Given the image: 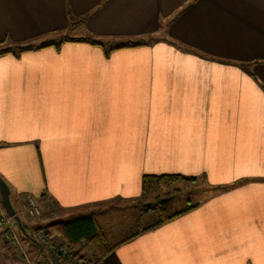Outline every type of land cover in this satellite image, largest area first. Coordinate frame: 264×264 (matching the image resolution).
Masks as SVG:
<instances>
[{
	"label": "crops",
	"instance_id": "0c3cea01",
	"mask_svg": "<svg viewBox=\"0 0 264 264\" xmlns=\"http://www.w3.org/2000/svg\"><path fill=\"white\" fill-rule=\"evenodd\" d=\"M15 45L34 47L0 56L17 215L33 199L55 239L51 217L123 216L99 264H264V0H0ZM164 175L211 193L146 227L144 178ZM1 238L0 264H21Z\"/></svg>",
	"mask_w": 264,
	"mask_h": 264
},
{
	"label": "rangeland",
	"instance_id": "374dc122",
	"mask_svg": "<svg viewBox=\"0 0 264 264\" xmlns=\"http://www.w3.org/2000/svg\"><path fill=\"white\" fill-rule=\"evenodd\" d=\"M7 47H8V45L6 44V45L2 46L1 48H7ZM181 183L182 182L172 183V184L171 183L170 184L164 183V185H160V187L154 188L152 190L153 192H151V186L146 187L145 201L150 202L149 198L152 199L154 195H158L159 197H158V199H156V202H158L159 205L156 206L152 210H147L148 208H146V212L144 213L145 214V217H144L145 220L141 221L143 223V225H145L147 227L153 223H157L158 221L164 219L166 216H169L170 214H172L176 211L182 210V209H184V208H186L192 204H195V203L201 201L202 198L209 196V194L211 193V190L206 191L205 189L201 188L200 186L198 187L197 185H190V183H188V184H181ZM183 183H185V182H183ZM0 204H1V197H0ZM39 210H40V208H39ZM4 212H5V210H4ZM40 214H41V210H40ZM18 216L19 217L22 216V217H20V219L22 218L21 219L22 224H24L28 227L29 235L34 240H36L37 243H39V245H36V243H34L30 239L26 238L25 235L20 231L17 223L12 218H10L9 216H8L9 217L8 225L6 224L4 226H0L1 228L4 229V234H3L2 238L1 237L0 238L3 239L4 241L7 239H10V240L15 239L16 240L15 243L13 242V244H12V242H10V244H8V245L10 246L11 250H13L14 252L17 253V255H18L17 257L19 259H21V264H44V261L49 259V253L53 257V260L51 261L52 264H56L55 253L53 252L52 249H50V247H48L42 241V239L39 238V232L43 231L46 235L49 236V238L53 241V243L55 245H60V243H62V242L65 243V241L62 239L58 230L56 228L47 227V230H49V231L53 230L55 235L59 236L58 239H55V237H53L52 235L50 236L43 229H34L35 226L31 225V224H36V227H38V226L44 227L46 225V223L44 222L45 219L41 218L42 215L41 216L38 215L35 217L31 216L28 214V212L25 209V212L22 213V215H18ZM43 219H44V221H43ZM59 220H61V219H56V217H51L48 225L49 226L51 224L53 225L54 223H57ZM123 220H124V217L119 216L115 219V221L111 218H107L106 221L103 223L105 230H107L104 232L107 235V238H108L110 245L115 244L118 240L124 238L125 236H127V234H129L127 231H125V228L127 227L128 223L123 222ZM8 228H9V230H11V236H9L10 238H6V236H5V232L8 230ZM109 229H111V230L109 231ZM2 244H3V242H2ZM64 245H67V244L65 243ZM3 246H4L3 248H7L4 244H3ZM89 248L91 249L92 247H89ZM22 255L26 259L22 258L23 257ZM85 255L88 256V259H85L86 263L81 261L82 264L83 263L84 264H92L89 262V258H91L89 252L86 251ZM82 256L83 255H81L80 257H82Z\"/></svg>",
	"mask_w": 264,
	"mask_h": 264
},
{
	"label": "trees",
	"instance_id": "16d2710c",
	"mask_svg": "<svg viewBox=\"0 0 264 264\" xmlns=\"http://www.w3.org/2000/svg\"><path fill=\"white\" fill-rule=\"evenodd\" d=\"M67 41H76V40L68 39ZM80 41L87 42L92 45H98V46L100 45L98 42L92 40L81 39ZM59 46L60 45H55V47H59ZM44 47H38V48H44ZM33 48H34L33 46L22 47L16 45L12 50L5 49L0 51V56L9 54L11 52L20 54L25 51H30ZM113 50L114 49L110 50V52ZM194 181L195 179L193 177H184L180 175L145 177L143 182V188H146L147 186L152 184H159V183L172 184L178 182L188 183ZM177 215L178 214L166 216L164 219L160 220V222H158L154 226L162 224L165 220H170ZM23 226L28 233V227L24 224ZM49 228H56L58 230L62 239L67 244L69 253L73 258L79 257L83 260L88 259V256L85 255V252L87 251L89 252L91 257L89 258V262L92 264H99L114 249V246L109 244L106 233L99 227V225L97 224V222L93 217H82L71 221L57 222L54 223L53 225H50ZM89 247L92 248L90 249ZM81 255L83 256L80 257Z\"/></svg>",
	"mask_w": 264,
	"mask_h": 264
},
{
	"label": "built area",
	"instance_id": "2783aa9c",
	"mask_svg": "<svg viewBox=\"0 0 264 264\" xmlns=\"http://www.w3.org/2000/svg\"><path fill=\"white\" fill-rule=\"evenodd\" d=\"M2 207L3 206L0 204V226H4L6 224L8 225V222H9L8 221L9 217L6 215ZM26 211L28 212L29 215L34 216V217L40 215L39 207L33 199L29 200L28 205L26 206ZM5 236L6 238H10L9 236H11V230H9V228L5 232ZM39 238L42 239V241L48 247H50V249H52L53 252L55 253L56 264H82V262L79 259L71 257L69 250H68V246L64 245L65 244L64 242L60 243V245H55L53 241L49 238V236L46 235L43 231L39 232ZM5 241L8 244H10V242H12V244L13 242L14 243L16 242L15 239H11V240L7 239ZM22 258H25V257L23 256Z\"/></svg>",
	"mask_w": 264,
	"mask_h": 264
},
{
	"label": "water",
	"instance_id": "95a60500",
	"mask_svg": "<svg viewBox=\"0 0 264 264\" xmlns=\"http://www.w3.org/2000/svg\"><path fill=\"white\" fill-rule=\"evenodd\" d=\"M0 197H1V204L5 210V213L12 218L18 225L20 231L25 235L26 238L30 239L36 245H39L36 240H34L24 228L20 217L16 214V211L11 203L10 200V190L7 183L0 177Z\"/></svg>",
	"mask_w": 264,
	"mask_h": 264
}]
</instances>
